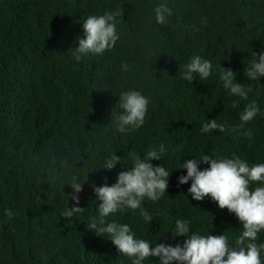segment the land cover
Returning <instances> with one entry per match:
<instances>
[{"label":"trees","instance_id":"obj_1","mask_svg":"<svg viewBox=\"0 0 264 264\" xmlns=\"http://www.w3.org/2000/svg\"><path fill=\"white\" fill-rule=\"evenodd\" d=\"M161 4L170 9L163 25L154 12ZM118 9L113 49L77 61L84 20ZM252 51L264 52V0H0V264H131L106 234L87 228L99 215L93 185L115 183L132 167L129 153L144 158L161 144L167 151L150 162L171 174L161 199L142 201L153 220L123 209L106 222L128 224L134 238L151 246H175L187 239L172 234L176 219H185L191 232L224 234L234 245L243 230L235 214L210 196L193 200L191 180L180 185L178 178L187 174L184 161L205 154L264 163V77H246ZM197 55L211 62L212 73L189 83L184 65ZM220 65L245 87L252 84L247 99L223 87ZM131 90L149 99L148 112L139 129L120 133L119 94ZM252 101L260 112L232 131ZM212 119L227 131L202 133ZM114 152L121 164L100 168ZM73 174L84 183L79 205L67 196ZM257 186L264 182L250 183V190ZM72 207L85 211L64 218ZM256 243L264 244V230Z\"/></svg>","mask_w":264,"mask_h":264},{"label":"clouds","instance_id":"obj_2","mask_svg":"<svg viewBox=\"0 0 264 264\" xmlns=\"http://www.w3.org/2000/svg\"><path fill=\"white\" fill-rule=\"evenodd\" d=\"M154 12L157 23L163 25L167 22V16L170 14L168 7L161 4ZM121 14L122 10L118 9L99 16L90 15L84 20V38L79 39V46L75 47L73 53L77 61L81 60L82 55L103 54L113 49L119 39L116 25ZM252 57L246 77L258 81L260 77H264V52L252 51ZM121 67L123 71H128L127 64ZM211 73V62L197 55L184 65L182 76L192 83L197 76L203 81ZM218 74L223 87L230 90L231 94L243 99L248 98L252 84L245 87L244 84L237 82L235 71L221 65ZM118 103L122 109L116 117L118 131L125 133L139 129L145 122L149 99L137 90L122 91ZM259 112L260 108L255 101L247 104L239 117L240 125L232 131L244 128ZM215 130L223 133L227 128L226 125L217 123L216 119L207 120L201 127L202 133ZM252 134L251 129L244 132V135L249 137ZM166 151L165 145L161 144L158 148H150L144 158L129 153L132 160L130 170L120 171L116 182L111 185L107 182L99 187L93 185L96 197L100 201L99 215L90 218L87 228L102 238L106 234L118 254L130 258L131 264H143L148 257L158 258L159 264H262L261 250L264 249V244L257 245L256 240L258 233L264 230V186L250 190V183L264 182V163L249 166L238 156L213 158L205 154L199 159L195 157L188 159L180 167L186 169L187 174L178 178L180 185L191 180L188 192L193 200L203 201L205 197L210 196L218 203L220 209L226 208L229 213L235 214L243 230L235 239L234 245L230 246L229 238L224 234L204 236L191 232L190 221L185 219H176L172 234L174 238L185 236L187 239L182 245L178 243L175 246L164 243L151 246L146 240L134 238L128 224L106 222V217L123 209L139 210L145 221L153 220L142 207V201L145 198L153 202L158 201L167 192L171 173L165 166L153 165L150 162L160 160ZM120 161L121 157L114 152L108 155L99 167L110 171ZM200 163L207 164L208 167L201 170ZM68 185L72 187L73 193L67 196L71 195V199L79 205L78 194L83 190L84 183H80L79 177L73 174ZM84 211L81 207H72L61 215L64 218H71L74 214ZM8 215L11 216L12 213L9 211Z\"/></svg>","mask_w":264,"mask_h":264}]
</instances>
